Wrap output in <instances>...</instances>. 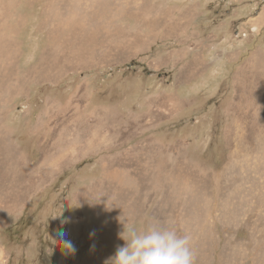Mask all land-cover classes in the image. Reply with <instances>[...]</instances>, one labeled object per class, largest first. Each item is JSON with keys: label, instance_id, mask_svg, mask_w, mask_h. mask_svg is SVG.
<instances>
[{"label": "rangeland", "instance_id": "rangeland-1", "mask_svg": "<svg viewBox=\"0 0 264 264\" xmlns=\"http://www.w3.org/2000/svg\"><path fill=\"white\" fill-rule=\"evenodd\" d=\"M125 222L264 264V0H0V264H104Z\"/></svg>", "mask_w": 264, "mask_h": 264}, {"label": "clouds", "instance_id": "clouds-1", "mask_svg": "<svg viewBox=\"0 0 264 264\" xmlns=\"http://www.w3.org/2000/svg\"><path fill=\"white\" fill-rule=\"evenodd\" d=\"M65 236L60 231L58 239L52 240L65 252H75L74 245ZM120 238L123 246H118L104 264H194L191 236L178 234L174 228L159 222L149 223L143 230L125 222Z\"/></svg>", "mask_w": 264, "mask_h": 264}]
</instances>
